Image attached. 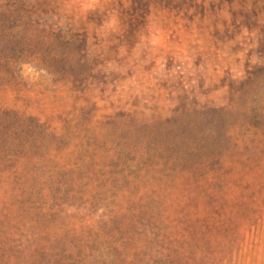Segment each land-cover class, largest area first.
<instances>
[{"label": "rangeland", "instance_id": "1", "mask_svg": "<svg viewBox=\"0 0 264 264\" xmlns=\"http://www.w3.org/2000/svg\"><path fill=\"white\" fill-rule=\"evenodd\" d=\"M0 264H264V0H0Z\"/></svg>", "mask_w": 264, "mask_h": 264}]
</instances>
